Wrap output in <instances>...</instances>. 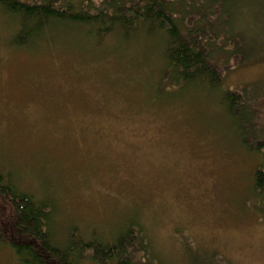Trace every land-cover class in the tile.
Instances as JSON below:
<instances>
[{
  "label": "rangeland",
  "instance_id": "1",
  "mask_svg": "<svg viewBox=\"0 0 264 264\" xmlns=\"http://www.w3.org/2000/svg\"><path fill=\"white\" fill-rule=\"evenodd\" d=\"M10 1L89 15L103 4ZM218 12L207 18L213 32L245 39L234 58H214L212 90L163 80L155 29L96 39L92 26L56 21L25 38L0 5V175L51 203L53 245L74 235L109 244L133 224L157 263L264 264V198L253 187L261 153L244 148L264 144V0H222ZM235 92L240 112L230 116L222 100ZM4 203L0 192V264H17Z\"/></svg>",
  "mask_w": 264,
  "mask_h": 264
},
{
  "label": "trees",
  "instance_id": "2",
  "mask_svg": "<svg viewBox=\"0 0 264 264\" xmlns=\"http://www.w3.org/2000/svg\"><path fill=\"white\" fill-rule=\"evenodd\" d=\"M102 1V8L92 15L86 10L73 14L69 7L56 8L51 4L0 0V5L5 12L18 19L22 29L18 36L25 38L42 32L48 23L56 21L92 26L96 29V39L99 35L111 33L115 28L122 32L131 26L132 31L134 28L140 31L155 29L165 38L163 80H170L172 75L175 82H199L212 90L218 89L220 85L215 69L219 63H214V58H234L244 46L245 36L228 28L227 22H214L228 28L229 33H222L221 36L215 34L208 25L207 18H212L216 13L219 17L218 10L222 0ZM126 13L132 14L131 19L125 18ZM204 13H209L210 16L205 18ZM238 93H227L222 100L230 116L240 112L237 106L240 102ZM241 114L244 118L247 117V113L241 111ZM260 143L261 141L253 147L244 146L261 153V165L253 174L255 195L261 196L256 199L257 203L264 198V144ZM9 180L11 181L10 177ZM3 181L4 178L0 175V192L6 201V211L2 214L1 221L7 225L5 232L8 233L9 230L5 240L13 250L17 264H78L86 259L96 264H162L156 262L158 258H154L150 245L133 224L109 244H100L96 240L85 242L74 235L68 238L65 247L53 245L48 233L51 203L36 201L29 194L18 192ZM258 213L264 220V206Z\"/></svg>",
  "mask_w": 264,
  "mask_h": 264
}]
</instances>
